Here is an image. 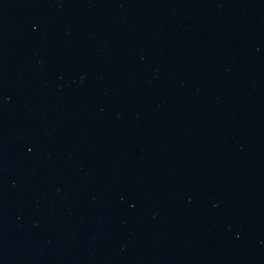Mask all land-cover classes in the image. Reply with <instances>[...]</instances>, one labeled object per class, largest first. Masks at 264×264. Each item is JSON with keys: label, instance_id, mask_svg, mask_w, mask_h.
<instances>
[{"label": "water", "instance_id": "water-1", "mask_svg": "<svg viewBox=\"0 0 264 264\" xmlns=\"http://www.w3.org/2000/svg\"><path fill=\"white\" fill-rule=\"evenodd\" d=\"M0 264H264V0H0Z\"/></svg>", "mask_w": 264, "mask_h": 264}]
</instances>
